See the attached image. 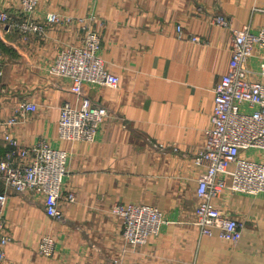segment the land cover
I'll list each match as a JSON object with an SVG mask.
<instances>
[{
	"label": "crops",
	"instance_id": "obj_1",
	"mask_svg": "<svg viewBox=\"0 0 264 264\" xmlns=\"http://www.w3.org/2000/svg\"><path fill=\"white\" fill-rule=\"evenodd\" d=\"M1 6L16 20L26 17L20 0ZM52 12L72 21L27 35L0 22V118L20 101L35 103L37 110L9 131L23 147L46 141L68 153L62 219L47 215L43 194L10 191L5 264H264V194L225 189L214 201L244 225L237 243L220 239L219 230L204 236L195 224L203 171L195 158L211 127L215 90L235 32L264 28V0H40L31 18L44 23ZM218 16L229 25H217ZM83 27L99 33V56L121 82L115 89L83 85L108 114L93 142L64 141L56 130L59 109L77 96L71 80L49 67L61 49L82 44ZM259 60L247 67L257 71ZM3 133L0 157L10 150ZM245 156L264 162L262 150ZM70 193L74 202L65 199ZM130 203L153 205L165 220L157 236L136 247L124 243L122 219L112 212ZM45 235L55 240L52 256L40 252Z\"/></svg>",
	"mask_w": 264,
	"mask_h": 264
},
{
	"label": "built area",
	"instance_id": "obj_2",
	"mask_svg": "<svg viewBox=\"0 0 264 264\" xmlns=\"http://www.w3.org/2000/svg\"><path fill=\"white\" fill-rule=\"evenodd\" d=\"M20 1L26 17L16 20L2 8L0 0V22L7 25L8 30L14 28L26 35L42 34L49 25L72 21L70 16L52 12L47 14L44 23L37 22L31 14L40 0ZM215 22L222 27L229 25L223 16L216 17ZM83 29L82 44L61 49L49 67L52 74L71 80V90L77 96L74 105L65 103L59 109L56 130L58 138L64 141L93 142L108 114L106 108L94 104L83 94V85L99 84L115 89L121 82L99 56V33ZM191 40L198 42L200 37L192 35ZM255 56L259 57L260 64L254 72L246 63ZM252 73L260 79H251ZM36 110L35 103L20 101L10 117L0 118V128L4 129L3 141L10 148L0 157V264H5L4 247L10 241L5 215L11 190L18 194H43L47 215L56 220L63 218L60 201L67 173V151L55 149L46 141L23 147L9 131L26 121L30 112ZM205 137L204 149L195 158V163L203 168L197 178L196 194L200 202L195 210V224L204 236H212L215 230H219L220 239L237 243L244 225L228 216L214 201L225 189L245 195L264 194V162H255L245 156V152L250 150L264 151V28L254 32L243 26L235 32L231 59L215 90L211 127ZM230 164H234L235 169L230 170ZM227 178L232 179L230 185ZM65 199L74 202L75 195L70 193ZM112 212L122 219L124 243L133 247L157 236L165 223L163 213L150 204H115ZM39 247L43 255L52 256L54 238L45 235ZM108 264H119V261L113 260Z\"/></svg>",
	"mask_w": 264,
	"mask_h": 264
},
{
	"label": "rangeland",
	"instance_id": "obj_3",
	"mask_svg": "<svg viewBox=\"0 0 264 264\" xmlns=\"http://www.w3.org/2000/svg\"><path fill=\"white\" fill-rule=\"evenodd\" d=\"M16 138V137H15ZM18 140V139H17Z\"/></svg>",
	"mask_w": 264,
	"mask_h": 264
}]
</instances>
